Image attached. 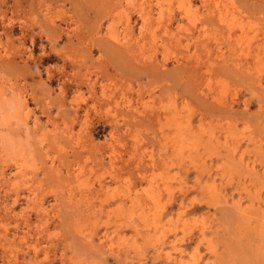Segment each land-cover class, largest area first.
Segmentation results:
<instances>
[{
    "label": "rangeland",
    "instance_id": "obj_1",
    "mask_svg": "<svg viewBox=\"0 0 264 264\" xmlns=\"http://www.w3.org/2000/svg\"><path fill=\"white\" fill-rule=\"evenodd\" d=\"M0 264H264V0H0Z\"/></svg>",
    "mask_w": 264,
    "mask_h": 264
},
{
    "label": "bare ground",
    "instance_id": "obj_2",
    "mask_svg": "<svg viewBox=\"0 0 264 264\" xmlns=\"http://www.w3.org/2000/svg\"><path fill=\"white\" fill-rule=\"evenodd\" d=\"M117 1H118V0H117ZM118 6H119V5H118ZM118 9H119V8H118ZM121 14H122V13H121ZM122 22H123V21H122ZM126 45H127V44H126ZM257 78H258V77H257ZM221 107H222V106H221ZM182 134H183V133H182ZM185 135H186V134H185ZM185 135H184V136H185ZM156 162H157V161H156ZM159 164H160V163H159ZM155 165H156V164H155ZM141 175H142V174H141ZM142 180H143V178H142ZM176 185H177V184H176ZM159 186H161V185H159ZM158 195H159V194H158ZM151 199H152V197H151ZM151 199H150V201H151ZM159 199H160V198H159ZM154 200H155V199H154ZM156 200H157V198H156ZM157 201H158V200H157ZM157 201H155V202H157ZM157 203H158V202H157ZM145 204H146V202H145ZM149 204H150V203H149ZM124 206H125V205H124ZM156 206H157V205H156ZM150 208H151V207H150ZM91 209H92V208H91ZM96 215H97V214H96ZM227 219H228V217H227ZM133 220H134V218H133ZM133 220H132V221H133ZM135 221H138V220H135ZM135 221H134V222H135ZM231 221H232V219H231ZM139 224H140V223H139ZM137 226H138V225H137ZM234 235H235V234H234ZM92 237H93V236H92ZM92 237H91V238H92Z\"/></svg>",
    "mask_w": 264,
    "mask_h": 264
}]
</instances>
